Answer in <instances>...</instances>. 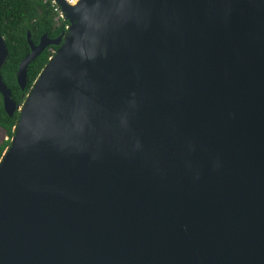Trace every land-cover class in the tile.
Segmentation results:
<instances>
[{
  "label": "water",
  "instance_id": "water-1",
  "mask_svg": "<svg viewBox=\"0 0 264 264\" xmlns=\"http://www.w3.org/2000/svg\"><path fill=\"white\" fill-rule=\"evenodd\" d=\"M0 160V264H264V0H55Z\"/></svg>",
  "mask_w": 264,
  "mask_h": 264
},
{
  "label": "trees",
  "instance_id": "trees-1",
  "mask_svg": "<svg viewBox=\"0 0 264 264\" xmlns=\"http://www.w3.org/2000/svg\"><path fill=\"white\" fill-rule=\"evenodd\" d=\"M68 21L55 12L53 0H0V36L4 38L9 50V58L1 69V75L14 101L22 106L33 83L58 50L57 46L48 47L28 68V83L21 90L16 74L20 62L30 52L27 33L30 40L37 44L47 34L54 39L66 31ZM19 119V112L10 117L4 110L0 94V160L11 144L14 128Z\"/></svg>",
  "mask_w": 264,
  "mask_h": 264
},
{
  "label": "built area",
  "instance_id": "built-area-1",
  "mask_svg": "<svg viewBox=\"0 0 264 264\" xmlns=\"http://www.w3.org/2000/svg\"><path fill=\"white\" fill-rule=\"evenodd\" d=\"M78 0H67V2L68 3H70V4H74V3H76ZM53 5H55V12H58L59 13V15H60V17H61V9H60V7L59 6H57V4L55 3V0H53ZM62 18V17H61Z\"/></svg>",
  "mask_w": 264,
  "mask_h": 264
},
{
  "label": "flooded vegetation",
  "instance_id": "flooded-vegetation-1",
  "mask_svg": "<svg viewBox=\"0 0 264 264\" xmlns=\"http://www.w3.org/2000/svg\"><path fill=\"white\" fill-rule=\"evenodd\" d=\"M67 33V27H66V31L63 33L64 35ZM40 41V40H39ZM37 44H39V42L37 43Z\"/></svg>",
  "mask_w": 264,
  "mask_h": 264
}]
</instances>
